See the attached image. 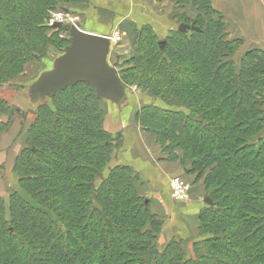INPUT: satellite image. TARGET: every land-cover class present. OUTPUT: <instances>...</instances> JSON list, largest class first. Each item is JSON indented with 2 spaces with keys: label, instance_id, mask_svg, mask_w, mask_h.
Here are the masks:
<instances>
[{
  "label": "trees",
  "instance_id": "trees-1",
  "mask_svg": "<svg viewBox=\"0 0 264 264\" xmlns=\"http://www.w3.org/2000/svg\"><path fill=\"white\" fill-rule=\"evenodd\" d=\"M60 1L0 0V87L22 73L24 59L42 57L47 11ZM174 1L181 7L192 4L206 17L179 21V26L195 24L199 30L181 32L178 27L173 39L157 40L143 57L157 79L149 76L142 87L149 85V95L176 110L158 108L155 116L144 108L138 119L145 131L151 119L165 121L163 129L155 128L159 142L183 134L182 147L192 162L188 171L198 174L196 181L205 168L218 166L205 179L214 187L205 197L212 204L204 203V212L214 216L201 221L203 239L194 242L200 247L196 257L181 242L172 241L164 250L153 242L146 224L157 220L147 212L149 202L139 196L131 169L112 163L117 138L101 123L94 130V116L71 125L60 122L56 106L25 105V85L22 105L37 117L46 110L59 123L47 132L49 119L37 122L29 138L33 142L16 160L20 189L8 199L0 195V264H263L264 231L255 229L246 238L242 234L249 223H264V141L254 136L264 124V61L256 59L258 51H249L241 70H235L232 59L240 41L229 39L210 0ZM137 32L141 43L144 32ZM143 43L150 47L149 41ZM69 91L74 97L84 95L79 105L70 106L78 114L85 112L88 100L100 102L86 84L55 97ZM219 198L234 205L221 212Z\"/></svg>",
  "mask_w": 264,
  "mask_h": 264
},
{
  "label": "rangeland",
  "instance_id": "rangeland-1",
  "mask_svg": "<svg viewBox=\"0 0 264 264\" xmlns=\"http://www.w3.org/2000/svg\"><path fill=\"white\" fill-rule=\"evenodd\" d=\"M172 2V4L175 3L176 5L178 3V1L174 0ZM63 8H65V11L69 12L70 15L64 14L61 16L60 13L63 14L64 12ZM193 12L195 11L193 10ZM47 14L48 16L44 24L46 25V28L43 30V36L45 37L44 44L43 47L40 48L42 57L34 58L31 56L24 59L22 64L20 63L19 65L23 66L24 70L22 73L5 86L0 87V195L4 196L5 199H8L12 193L20 189L19 176L16 174L14 169L17 165L16 160L17 157L27 148V146H30V144L33 142V140L30 141L29 138L32 135V137H34V129H37V122H40L41 119L43 120L44 118H48L49 122L46 123V127L48 128L47 132L51 131L53 125L59 123V121L56 122L58 119L53 118L52 114H46V110H42V114L37 117L29 109L25 108L20 100L22 95L21 87L37 79L43 71L51 69V63L63 53V47L70 44V40H68L69 37L67 36L66 32L62 29H57L52 26V19L54 17L61 18V21L64 22L66 26L71 24L79 25L80 29H82L80 23H85L90 18H93L96 21L95 25L98 27L96 32L98 31V33L115 40L113 44L114 46L112 47L109 55V63L111 65L113 64L112 66H114L118 72L120 71L121 77L125 80L132 93H135L137 90H141V96L138 99L137 106H135L132 113H130L122 121H114L116 122V126L112 128V132L107 130L105 124H108L107 120L109 118L114 117V112L107 108L104 103H102L103 100H99L100 102H96V104L91 99L88 100L89 102H87V105L82 110L85 112L80 114H78L77 109H72L70 106L73 104L79 105L84 99V95L74 97L72 94H70L71 91H69L68 93L57 98L54 96V100L49 99L46 101L49 108L55 109L56 106L58 109L57 111H59L61 115L60 122L69 121L70 124L73 125L83 120L85 123L89 117L94 116V119H92L93 123H91V127L94 130L98 123H101L107 134H110L112 138H117L114 142L115 148L112 150V155L115 156L112 162L114 165H117L118 163L116 157H118L120 148L122 146V134L120 137V133L125 131L124 129L126 127H131L134 124H136V126H142L138 119V113L141 110L145 108L150 113H154L155 116H157V112L160 111L159 109L176 110V107L173 108L167 106L165 101L161 100L159 96L154 97L153 94L149 95V93H151L149 92V85H147L148 87L146 88L142 87L143 80H148L150 77L154 78L155 80L157 79L152 74L153 67L148 64L143 65V57H145L147 54H151V45L155 46L154 44H156L157 40H159V36L165 37V39L168 40L174 38L175 27L179 21H182L186 17L190 18V15L184 10L183 7L174 8L173 5L169 6L167 0H158V2L154 0H74V2L62 0L56 5L54 9L47 11ZM193 15L195 16V14ZM202 17H206V12H203ZM221 20L217 19L215 22L219 23ZM138 26H142V28L139 29ZM137 29L144 32V36L142 37V39H144L143 42L149 41L150 47L145 46L143 42H136L137 37L134 33H137L138 35L140 34L137 32ZM94 32L95 30L90 33L96 34ZM235 49V55L232 60L235 64V70L239 71L242 68L243 57L249 52L250 49L246 50L243 48L241 41L237 46L235 45ZM263 49L264 48L250 50L256 52L258 51L256 59L260 60V62L264 61L259 58L261 57L259 56V52L264 56ZM244 51L245 53L242 55L241 52ZM253 60H255V57H251V64ZM85 89L86 88H84V90ZM86 93L88 94L87 89ZM230 94L231 93L229 91L227 96ZM231 102L235 103L236 99H232ZM261 102L263 103V101ZM261 110L263 111L264 115V106H262ZM162 117L164 116L161 115L160 118ZM151 120L150 130L146 132L154 136L161 153L166 155L169 160H179L182 165L184 164L187 169L190 170V165L192 162L190 160V156H188L190 155V152L186 150L185 147H182L181 141L183 134L178 133L174 135L175 137H173V139H160L159 142V133L155 132V128L161 129L162 127L166 126V123L164 120ZM115 131H119L120 133ZM254 136L255 138L259 137L262 142L264 141V124L261 129L254 134ZM256 149L259 150L261 148L260 146H257ZM217 168V164H213L203 170L204 172L200 174L201 177H199L197 180V186L194 187L192 192L190 190L186 201H189L192 197H195L199 202L201 201L202 197L209 195L214 186H209L205 179L208 178V175L214 173ZM105 170L108 171V169ZM187 173L188 174H186V176L189 180L192 178L195 179L196 175H198H195V173L192 171H188ZM189 173H191V176ZM188 183L190 184L191 188H193L192 182L188 181ZM199 186L200 188H198ZM225 197L227 198L226 194H224V198ZM220 200L221 199L219 198V202H221V212L226 210L228 211V209L234 205V202L231 200L224 202ZM205 208L202 209L198 216L200 228L201 221L208 223L214 216L204 212ZM147 212L149 214L151 213L149 208ZM175 213H177V211H175ZM152 219L153 218L147 222L146 230L153 232V242L158 245L157 247L160 250H164L172 241L163 247V243L159 238L161 233L159 229L161 228L162 230L164 224L160 221L154 222ZM193 219L194 217H191L189 220ZM257 219H259V217ZM178 225L180 227L179 223ZM260 228V233H262V231H264L263 222L257 224L256 221L255 223H251V226L249 223L247 226H245L242 237L246 238L250 232L252 233L255 231V229ZM186 229L188 228L186 227ZM184 231L187 233L188 230ZM201 239H203V237L200 235L198 239L189 243L187 245L188 247L186 246L185 248L184 246L186 249L185 251L189 255L192 254V257H196V252L198 248H200L198 245H194V242H197ZM223 239L225 241L227 240L225 236H223Z\"/></svg>",
  "mask_w": 264,
  "mask_h": 264
},
{
  "label": "crops",
  "instance_id": "crops-1",
  "mask_svg": "<svg viewBox=\"0 0 264 264\" xmlns=\"http://www.w3.org/2000/svg\"><path fill=\"white\" fill-rule=\"evenodd\" d=\"M154 1L158 2V0ZM167 1L169 6L181 7L175 3L172 4L173 0ZM210 3L213 9L219 13L218 15L223 17L229 39L241 41L242 47L246 50L264 48V0H210ZM183 8L190 15L188 16L191 20L203 14L202 10L192 4H185ZM95 24L96 21L90 18L85 23H80L81 30L89 32L95 30L94 33L102 35L98 31L96 32L98 27ZM178 27L179 23L175 30ZM138 28L141 29L142 26H138ZM164 39L165 37L159 36V40ZM245 51L241 52L242 55ZM127 95L131 105L118 107L108 101L102 102L114 112V119L109 118L107 120L108 124H105L109 132H112V128L116 126L114 121H122L132 113L141 96V94H138V90L132 93L130 89H128ZM124 130L121 133L115 131L120 133V137L122 134V146L118 157H116L117 165L127 166L131 169L139 196L149 202L151 214L155 216L157 221L164 224L159 235L163 247L170 241H177L183 244V248L184 246L186 248L189 243L200 236L198 216L206 206L204 204L205 196L199 202L197 198L192 197L185 203H176L171 198L170 180L174 177H181L192 182L191 192L198 182L194 178L191 180L187 178L188 169L179 160H169L166 155L162 154L154 136L146 132L141 126L134 124ZM191 217H194V219L189 220ZM184 230H188L187 233Z\"/></svg>",
  "mask_w": 264,
  "mask_h": 264
},
{
  "label": "water",
  "instance_id": "water-1",
  "mask_svg": "<svg viewBox=\"0 0 264 264\" xmlns=\"http://www.w3.org/2000/svg\"><path fill=\"white\" fill-rule=\"evenodd\" d=\"M66 32L70 40L52 63L51 69L43 71L37 79L27 83L23 102L34 108L45 103L49 97L79 84L91 86L99 100L108 101L118 107L130 103L128 88L122 84L118 70L109 63V55L113 47L111 38L81 30L76 25L54 26ZM179 31L199 30L195 24H181ZM141 91L138 92V94ZM204 203L211 205L209 198Z\"/></svg>",
  "mask_w": 264,
  "mask_h": 264
},
{
  "label": "built area",
  "instance_id": "built-area-1",
  "mask_svg": "<svg viewBox=\"0 0 264 264\" xmlns=\"http://www.w3.org/2000/svg\"><path fill=\"white\" fill-rule=\"evenodd\" d=\"M67 11L64 10L63 14L60 13L61 16H63L64 14H68L70 15L69 12L65 13ZM57 23H61L63 25L64 22L61 21V18H57V17H54L52 19V26L54 27L55 24ZM71 25H76V24H71ZM77 27H79V25H76ZM112 40V43L114 44L115 40ZM170 188H171V198L174 202L176 203H179V202H185L188 198V195L190 193V190H191V186L190 184L184 180L183 178L181 177H174L170 180Z\"/></svg>",
  "mask_w": 264,
  "mask_h": 264
}]
</instances>
